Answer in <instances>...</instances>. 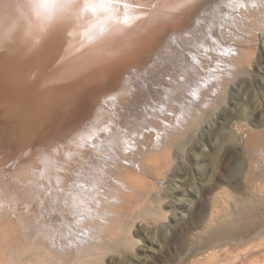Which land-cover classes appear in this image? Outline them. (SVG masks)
I'll return each instance as SVG.
<instances>
[{"label": "bare ground", "instance_id": "bare-ground-1", "mask_svg": "<svg viewBox=\"0 0 264 264\" xmlns=\"http://www.w3.org/2000/svg\"><path fill=\"white\" fill-rule=\"evenodd\" d=\"M128 2L138 18L123 24L120 4L108 19L68 0L38 20L28 0H0V264H139L202 198L207 239L262 229L203 264H264V221L237 203L257 198L218 175L224 157L241 177L264 173V136L247 148L264 128L249 115L264 106V0ZM253 78L260 92L240 103L232 91ZM214 154L206 182L180 189Z\"/></svg>", "mask_w": 264, "mask_h": 264}, {"label": "rangeland", "instance_id": "rangeland-1", "mask_svg": "<svg viewBox=\"0 0 264 264\" xmlns=\"http://www.w3.org/2000/svg\"><path fill=\"white\" fill-rule=\"evenodd\" d=\"M255 47H256L255 48L256 52H258V46ZM262 61H263L262 65L264 66V57L262 58ZM261 88H262L261 80L260 79L258 80L257 78H253L251 81H248L241 88H239L238 92L233 90L232 93L234 94L236 100L239 101L240 103L251 104V102L257 96L256 94L260 92ZM263 103H264V98H263ZM250 111L251 112H249V115L250 114L253 116L257 115L256 116L257 118L264 119V106L263 108L257 109V111H252V108H250ZM229 126H231V124H229ZM41 127L42 125L40 126V128ZM224 129L222 130L224 131ZM226 129L228 130V127ZM219 131L220 130L218 129L214 131V133H212L213 135L212 139L210 140V144L213 146L215 151H219L221 148H223L222 149L223 151L225 149L224 147L227 146V142H226L227 131L225 130L226 131V132L224 131L225 133L223 131H222L223 133ZM262 136H264V128L254 129L253 134L250 136L247 148L253 145L254 141L261 142ZM221 138L225 139V141L221 140ZM222 142H224L225 144L222 145ZM215 156L216 154H214V156L198 155L197 158H199L201 161L199 160V164L194 162L191 164V168L193 170L191 169V174L188 175V177H186V182L184 184L183 181L178 180L180 182L179 188L186 190L189 188L188 190H190V187L193 184V182L198 186H202L207 180L206 177H208L213 172V167H214L213 159H215ZM233 161L234 160L232 158H227V157H224L223 160L220 161L218 175L221 176L222 178L223 177L228 178L227 180H229V181L226 180L227 181L226 183L221 182V186L223 184L225 186L226 184V186L228 187V189H230V191L234 190L236 193L239 194L242 193L241 195L244 196V200H243L244 203L248 201V199L246 198L247 195L253 194V196L257 198V200L259 201V202L257 201L258 203L257 202L252 203L250 201H248V204L250 205H247V203L243 205L242 201L241 202L239 201L237 203H240V207L241 205L245 206L246 208L249 207V211L253 214V217L258 218L259 219L258 221L261 223V221L262 222L264 221L263 220L264 208H262L264 206L263 205L264 204V175H263L264 173H262V175L258 174L259 176L256 175V177H253L251 173H247L246 175L244 174L243 177H241L242 175L239 174L240 175L239 176L238 172H236V170L238 169L237 166L239 167V165H236L237 163ZM262 163L264 164V162ZM258 171L259 170H257V172ZM193 172H195V174ZM192 176L194 177V181H191ZM189 181L192 182V184ZM256 188H263V191H257ZM193 201H194L193 204L189 208L185 207L187 209H184L183 213H181L184 214L182 217L180 216L181 215L179 213L180 211L178 212L179 214H177L176 216L177 218L175 220H172L169 217L168 224L171 223L169 232L159 229L153 235L155 236V238H158L160 243L163 245L162 252L160 251L158 252V249L156 247H155L156 249L155 248L149 249V247L147 246H145L146 248L145 247L143 249L141 248L142 250L141 249L137 250L138 253L140 252L139 256L142 259V261L144 260L142 263L140 262L139 264H203V260H205L208 255H212V254L223 255V252L227 248L228 250L234 249V248H229V246L235 247L244 241L251 242V240H254L253 238L254 235L256 236L258 233L262 231L260 227L259 228L256 227L258 230L254 227V229L248 232L243 230H238L230 234H227L225 236H220L214 240H209L207 239L208 233L204 228L203 224L201 223H203L204 220L208 218L209 212L212 209L210 208L211 203L206 198L193 199ZM182 203L190 204L189 201L185 202L183 200ZM196 236H198V238ZM192 239L196 242H193ZM143 242H145V245L148 244V241H143ZM189 250L191 253L189 252ZM179 253L182 258L181 260L177 258V255ZM187 254H189L188 257H186ZM136 260L137 259H135V261Z\"/></svg>", "mask_w": 264, "mask_h": 264}, {"label": "snow or ice", "instance_id": "snow-or-ice-1", "mask_svg": "<svg viewBox=\"0 0 264 264\" xmlns=\"http://www.w3.org/2000/svg\"><path fill=\"white\" fill-rule=\"evenodd\" d=\"M68 0H28L29 4L40 5L41 8L46 7L51 3H67ZM187 0H185V3ZM122 5L125 9L124 16L120 19V23L129 24L133 22L134 19L138 18L134 13L135 9H137L138 5H133L128 2V0H83V4L78 10V13H102L107 16L108 19H115L114 9L116 5ZM185 6L184 3H178L175 7L170 8L169 11H175L180 7ZM33 15L38 20L46 19L44 13L42 11H35ZM108 31L106 26H99L97 29V38L106 34Z\"/></svg>", "mask_w": 264, "mask_h": 264}, {"label": "clouds", "instance_id": "clouds-1", "mask_svg": "<svg viewBox=\"0 0 264 264\" xmlns=\"http://www.w3.org/2000/svg\"><path fill=\"white\" fill-rule=\"evenodd\" d=\"M27 8L32 14L35 11H42L47 19H52L55 18L56 15L65 8V5L61 3H51L44 8H41V6L38 4H28Z\"/></svg>", "mask_w": 264, "mask_h": 264}]
</instances>
